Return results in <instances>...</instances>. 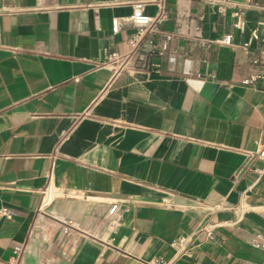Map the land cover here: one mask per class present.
<instances>
[{
	"label": "crops",
	"instance_id": "crops-1",
	"mask_svg": "<svg viewBox=\"0 0 264 264\" xmlns=\"http://www.w3.org/2000/svg\"><path fill=\"white\" fill-rule=\"evenodd\" d=\"M133 1L0 0V207L15 212L0 264L16 245L19 264H152L192 232L178 264L264 260V161L247 156L264 142V0H146L166 16L136 51Z\"/></svg>",
	"mask_w": 264,
	"mask_h": 264
},
{
	"label": "built area",
	"instance_id": "built-area-1",
	"mask_svg": "<svg viewBox=\"0 0 264 264\" xmlns=\"http://www.w3.org/2000/svg\"><path fill=\"white\" fill-rule=\"evenodd\" d=\"M210 2L223 3V0H207ZM133 12L131 16L127 19L135 26V33L130 38V44L132 51H136L141 45L144 37L147 34L154 33L157 29L158 23L165 18L166 12L164 5H161L160 12L156 16H151L145 12L146 0H134L133 1ZM260 9L264 11V4L260 5ZM233 17H235L234 27L242 29L244 27V16L245 8L238 7L232 12ZM121 28V20L119 18H114L112 20V30L113 32H118ZM252 35L254 38H261L264 41V20L260 21L258 25L253 29ZM232 41V35L227 34L220 43L223 45H230ZM264 53V49L262 50ZM117 57V54L113 55ZM260 77V76H258ZM256 149L247 152L248 160L252 159H262L264 161V142L258 141L256 143ZM254 171L258 173L259 176H264V164L260 167H255ZM15 212L13 209L2 206L0 207V222L3 220H11ZM106 220L112 228H118L122 225V215L119 212V205L117 203H112L108 209ZM66 227H72L73 222L67 221L65 223ZM218 226L213 225L211 228L204 227L205 240L213 238L214 228ZM198 232H192L188 235H181L175 241L176 251L174 256L165 260L161 257L157 258L152 264H178V260L185 253H188L194 246H199L201 243L197 242L195 244V236ZM250 244L252 247L262 250L264 252V233L255 234L251 240ZM24 253V247L21 245H16L13 247V255L11 258L1 264H19L20 259ZM264 264V260L260 263Z\"/></svg>",
	"mask_w": 264,
	"mask_h": 264
},
{
	"label": "water",
	"instance_id": "water-1",
	"mask_svg": "<svg viewBox=\"0 0 264 264\" xmlns=\"http://www.w3.org/2000/svg\"><path fill=\"white\" fill-rule=\"evenodd\" d=\"M193 84L199 88V91L206 99L212 101L215 105H220L228 92L227 89L220 87L216 82L193 81Z\"/></svg>",
	"mask_w": 264,
	"mask_h": 264
}]
</instances>
